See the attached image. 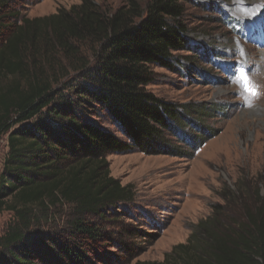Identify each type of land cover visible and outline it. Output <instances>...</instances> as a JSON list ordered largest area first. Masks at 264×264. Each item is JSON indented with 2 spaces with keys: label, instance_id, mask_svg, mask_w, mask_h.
Masks as SVG:
<instances>
[{
  "label": "trees",
  "instance_id": "trees-1",
  "mask_svg": "<svg viewBox=\"0 0 264 264\" xmlns=\"http://www.w3.org/2000/svg\"><path fill=\"white\" fill-rule=\"evenodd\" d=\"M8 1L0 0V134L8 148L0 211L12 223L0 236V264H61L49 255L81 264L84 236L102 243L96 221L134 197L110 175L106 156L164 153V133L207 109L180 110L147 88L152 66L176 69L171 51L187 47L184 0H125L115 9L80 0L32 18ZM253 184L250 192L242 179L225 187L222 202L161 261L132 264H264V178Z\"/></svg>",
  "mask_w": 264,
  "mask_h": 264
},
{
  "label": "rangeland",
  "instance_id": "rangeland-1",
  "mask_svg": "<svg viewBox=\"0 0 264 264\" xmlns=\"http://www.w3.org/2000/svg\"><path fill=\"white\" fill-rule=\"evenodd\" d=\"M94 1L115 9L125 0ZM79 2L9 0L8 6L32 18ZM183 6L187 47L171 51L179 60L176 69L152 66L154 81L147 88L174 105L202 103L207 109L202 115L189 113L181 129L164 133L169 146L164 153L135 148L106 156L110 175L130 184L134 197L109 208L113 212L106 221H96L102 243L84 236L87 261L81 264L161 261L222 202L225 187L232 189L242 179L250 192L254 179L264 178V43H256L257 35L246 37L252 19L264 20V0H184ZM228 19L248 24L245 34L235 32ZM7 150L6 135L0 134V173ZM10 223L12 213L0 211V236ZM69 237L61 240L63 246L72 244ZM47 258L63 264L57 256Z\"/></svg>",
  "mask_w": 264,
  "mask_h": 264
},
{
  "label": "snow or ice",
  "instance_id": "snow-or-ice-1",
  "mask_svg": "<svg viewBox=\"0 0 264 264\" xmlns=\"http://www.w3.org/2000/svg\"><path fill=\"white\" fill-rule=\"evenodd\" d=\"M244 74H243V72H241V76H243ZM250 89L248 88V86L247 85H245V91H249ZM254 94H256V93H254Z\"/></svg>",
  "mask_w": 264,
  "mask_h": 264
}]
</instances>
